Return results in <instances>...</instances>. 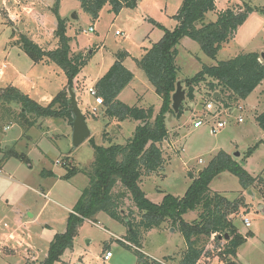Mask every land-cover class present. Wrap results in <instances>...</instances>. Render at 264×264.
Masks as SVG:
<instances>
[{
	"label": "rangeland",
	"instance_id": "1",
	"mask_svg": "<svg viewBox=\"0 0 264 264\" xmlns=\"http://www.w3.org/2000/svg\"><path fill=\"white\" fill-rule=\"evenodd\" d=\"M181 3L182 0H136L134 6L123 7L117 14L105 5L92 20L79 0H0V91L13 85L45 106L64 88L66 75L58 64L34 62L15 43L24 34L47 49L54 48L58 16L66 23L71 54L84 56L92 51L74 78L72 88L85 115L89 138L93 137L98 145H107L108 137L112 142L124 143L138 122L107 120L102 113L104 107L95 105L88 89L95 88V82L114 62L115 53L125 51L123 64L134 77L118 99L128 105L152 106L153 116L159 113L161 98L138 67L137 60L144 48L159 40L163 28H175L178 21L174 15ZM215 5V11L205 14V22L215 21L217 13L226 8L244 9L246 5L256 8L238 27L235 36L221 46L214 59L202 51L197 41L181 38L176 46V63L182 78L191 77L204 65L227 60L242 50L264 52V0H216ZM90 26L94 31H88ZM116 30L119 34H115ZM182 87L186 111L179 118L168 114V137L160 143L163 165L140 184L148 200L159 203L165 193L183 196L192 181L188 174L196 177L218 151L231 155L256 179H263L261 138L264 132L254 114L264 110V81L244 100L233 102L231 112H222L226 124L215 134L206 124L200 128L191 126L193 115L204 116V104L200 103L198 92L193 102H187L185 84ZM9 106L14 116L18 115L20 106L14 102ZM92 106L97 107L96 115L90 113ZM238 116L243 119L240 123L236 122ZM22 125L26 128L18 120L0 118L2 146H10L7 149L12 148L24 157L11 156L0 161V264H40L45 259L50 241L55 234L65 231L68 215L89 183L88 177L79 170L66 178L68 167L71 163L83 169L95 158L89 138L77 147L72 146L71 129L65 119L39 117L27 129ZM236 152L239 156H232ZM263 185L254 183L243 187L238 177L228 171H221L209 183L211 191L239 200L242 206L233 217V224L242 237L236 255L229 259L234 264H264ZM114 191H121V187L118 185ZM124 205L126 211L135 210L128 198L124 199ZM198 213L199 209L188 211L182 218L191 222ZM244 217L249 220V226L244 225ZM169 222L145 231L139 247H126L121 243L130 244L125 241L126 227L99 212L95 220L80 223L71 244L53 264H140L135 249L149 258L176 264L185 243L178 226ZM106 250L111 252V257L104 261ZM212 264H228V261L213 260Z\"/></svg>",
	"mask_w": 264,
	"mask_h": 264
},
{
	"label": "trees",
	"instance_id": "2",
	"mask_svg": "<svg viewBox=\"0 0 264 264\" xmlns=\"http://www.w3.org/2000/svg\"><path fill=\"white\" fill-rule=\"evenodd\" d=\"M83 11L95 20L101 9L108 5L117 14L123 7H132L136 0H79ZM216 0H182L174 15L178 24L172 30L163 28V35L153 42L137 60L138 67L144 72L154 92L161 98L159 113L153 116L152 106L147 108L137 104L128 105L118 99L119 93L134 77L123 59L125 51L115 53V59L107 71L95 82L97 94L102 98L103 117L107 120L137 121L132 136L124 143L112 142L98 145L93 137L89 144L94 150V161L83 169L70 163L66 178L81 171L88 179V185L69 213L65 231L55 234L49 243L48 252L40 264H53L62 251L67 248L83 220H95L99 212L121 222L126 227V247H139L145 231L159 228L165 221L177 225L185 243V249L176 264H212L213 260L228 261L236 255L242 237L233 224V217L241 209L239 200H230L222 194L209 189L210 181L221 171H228L238 177L243 187L254 183L264 184V178L248 174L231 155L218 151L192 179L183 196L165 193L161 202L154 203L141 189L143 178L157 173L163 165V152L160 143L168 137V114L179 118L186 111L184 102L177 113L171 108V94L178 80L186 87V100L191 103L198 92L203 97L201 104L212 101L218 107L231 108L233 102L244 100L262 81H264V60L257 52H240L237 55L218 61L214 65H204L191 77H180L176 63L177 44L183 37L197 41L202 51L214 59L221 46L230 41L238 27L256 8L246 5L244 9L226 8L217 13L215 21L205 22V14L215 11ZM56 11V10H55ZM264 13V8L262 9ZM56 46L47 49L28 36L21 34L15 43L23 49L34 62L56 63L65 72L66 85L51 101L43 106L13 85L0 91V118H11L26 126L35 124L39 117H58L71 121L67 87L74 88V78L86 63L89 54L72 55L70 37L66 34V23L57 16L54 31ZM219 93V100L213 99V92ZM12 102L20 106L14 116L9 108ZM28 115H30L28 117ZM104 118V119H105ZM264 132V110L254 117ZM108 124V121L105 123ZM106 135V132H103ZM107 137V136H105ZM264 143V139L261 140ZM0 161L11 156L21 157L12 148L0 147ZM68 161V160H67ZM67 165V164H65ZM121 191L115 192L117 186ZM264 187V185H263ZM261 188V192H263ZM128 198L135 210L124 209V199ZM245 205V204H244ZM199 209L197 218L191 222L182 216L188 211ZM125 212V213H124ZM226 235V236H225ZM107 251V250H106ZM105 251V252H106ZM140 264H161L135 249ZM169 260L171 257H165ZM163 261V260H162Z\"/></svg>",
	"mask_w": 264,
	"mask_h": 264
},
{
	"label": "water",
	"instance_id": "3",
	"mask_svg": "<svg viewBox=\"0 0 264 264\" xmlns=\"http://www.w3.org/2000/svg\"><path fill=\"white\" fill-rule=\"evenodd\" d=\"M76 17L75 15H73ZM260 58L264 60V52H261ZM67 92L69 94L68 98V104H69V111L71 114V143L73 147H77L80 145L83 141H85L90 136V130L87 126L85 115L81 111V109L78 106L77 100H76V93L72 89L71 86L67 87ZM213 99L219 100V93L217 91L213 92L212 95ZM185 99V89L182 87L181 81L178 80L176 82V87L174 92L171 94V108L173 112L177 113L179 110V107L183 100ZM232 111V108L230 109ZM172 116V114H170ZM169 116V117H170ZM9 146L6 145L5 148H8ZM232 156H239V153L236 152Z\"/></svg>",
	"mask_w": 264,
	"mask_h": 264
},
{
	"label": "built area",
	"instance_id": "4",
	"mask_svg": "<svg viewBox=\"0 0 264 264\" xmlns=\"http://www.w3.org/2000/svg\"><path fill=\"white\" fill-rule=\"evenodd\" d=\"M264 16V13H263ZM86 31V30H85ZM88 31H94L93 26H90L88 28ZM115 34H119V31H115ZM2 73V69L0 68V74ZM89 94L94 98V103L95 105H101L102 104V98L101 96H99L97 94V91L95 88L90 87L88 89ZM231 108H217L215 107L214 103L212 101H206L203 105V110H204V116H198V115H193L192 119H191V126L193 128H200L201 126H203L204 124L209 126V131L211 133H217L220 129H222L225 124L226 121L224 118H222V112L228 110L229 112ZM233 110V109H232ZM228 111H226L228 113ZM90 113L93 115H96L97 113V107L96 106H92L90 108ZM243 119L241 116L237 117L236 122L240 123L242 122ZM243 222L245 226H249L250 222L249 220L244 217L243 218ZM111 257V252L109 250H107L104 255H103V260L106 261ZM158 260V259H157ZM161 264H170L169 262H165L162 260H158Z\"/></svg>",
	"mask_w": 264,
	"mask_h": 264
},
{
	"label": "crops",
	"instance_id": "5",
	"mask_svg": "<svg viewBox=\"0 0 264 264\" xmlns=\"http://www.w3.org/2000/svg\"><path fill=\"white\" fill-rule=\"evenodd\" d=\"M235 34H236V33H235ZM234 36H235V35H234ZM240 52H257V53H259V55L261 54V53L258 52V51H243V50H242V51H240ZM260 60H262V59L260 58ZM1 74H2V73H1ZM1 74H0V75H1ZM257 87H258V86H257ZM257 87H256V88H257ZM200 96H201V98H202V95H201V94H200ZM76 100H77V103H78V100H79V99H77V97H76ZM9 105H10V104H9ZM9 107H10V106H9ZM261 112H262V111H261ZM257 113H259V112H257ZM255 114H256V112H255ZM255 114H254V117H255ZM85 120H86V119H85ZM67 124L70 126V129H71L70 131H72L71 123H67ZM8 126H9V124H6L5 127L8 128ZM90 136H91V133H90ZM90 136H89V137H90ZM70 137H71V132H70ZM87 139H88V138H87ZM87 139H86V140H87ZM263 139H264V138H263ZM261 140H262V138H261ZM83 142H84V141H83ZM105 146H106V145H105ZM0 147H4V145L2 146V143H1V142H0ZM5 147H6V146H5ZM9 147H10V146H9ZM5 149H7V148H5ZM10 237H12V236H10Z\"/></svg>",
	"mask_w": 264,
	"mask_h": 264
}]
</instances>
